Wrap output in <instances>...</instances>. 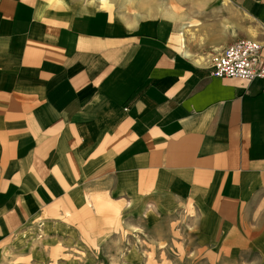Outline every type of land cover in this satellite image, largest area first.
<instances>
[{
	"label": "crops",
	"instance_id": "1",
	"mask_svg": "<svg viewBox=\"0 0 264 264\" xmlns=\"http://www.w3.org/2000/svg\"><path fill=\"white\" fill-rule=\"evenodd\" d=\"M79 3L0 0V239L77 206L181 207L229 264H264V78L210 74L243 38L264 66V0Z\"/></svg>",
	"mask_w": 264,
	"mask_h": 264
},
{
	"label": "rangeland",
	"instance_id": "2",
	"mask_svg": "<svg viewBox=\"0 0 264 264\" xmlns=\"http://www.w3.org/2000/svg\"><path fill=\"white\" fill-rule=\"evenodd\" d=\"M64 1V5L104 6L127 16L151 10L162 15L166 9L195 19L202 0ZM148 210L139 214L113 203L94 209L77 206L60 217L62 224L0 239V264H229V254L213 242L199 241L191 214L183 208L165 214Z\"/></svg>",
	"mask_w": 264,
	"mask_h": 264
},
{
	"label": "built area",
	"instance_id": "3",
	"mask_svg": "<svg viewBox=\"0 0 264 264\" xmlns=\"http://www.w3.org/2000/svg\"><path fill=\"white\" fill-rule=\"evenodd\" d=\"M261 44L252 39H238L224 47L212 60L213 77L243 79L264 78V66H259Z\"/></svg>",
	"mask_w": 264,
	"mask_h": 264
}]
</instances>
